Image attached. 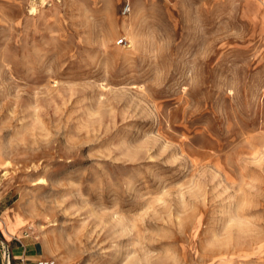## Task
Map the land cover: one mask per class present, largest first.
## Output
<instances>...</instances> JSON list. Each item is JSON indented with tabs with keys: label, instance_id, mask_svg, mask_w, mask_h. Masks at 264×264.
<instances>
[{
	"label": "rangeland",
	"instance_id": "obj_1",
	"mask_svg": "<svg viewBox=\"0 0 264 264\" xmlns=\"http://www.w3.org/2000/svg\"><path fill=\"white\" fill-rule=\"evenodd\" d=\"M125 2L0 0V214L56 264H264V0Z\"/></svg>",
	"mask_w": 264,
	"mask_h": 264
},
{
	"label": "crops",
	"instance_id": "obj_2",
	"mask_svg": "<svg viewBox=\"0 0 264 264\" xmlns=\"http://www.w3.org/2000/svg\"><path fill=\"white\" fill-rule=\"evenodd\" d=\"M3 214H0V264H38L39 260L51 258L35 236L17 229L21 223L15 228L7 226ZM5 247L9 248V261L5 256Z\"/></svg>",
	"mask_w": 264,
	"mask_h": 264
},
{
	"label": "bare ground",
	"instance_id": "obj_3",
	"mask_svg": "<svg viewBox=\"0 0 264 264\" xmlns=\"http://www.w3.org/2000/svg\"><path fill=\"white\" fill-rule=\"evenodd\" d=\"M247 1H249V0H247ZM252 1V0H251ZM37 3V2H36ZM144 3V2H143ZM247 3V2H246ZM249 3V2H248ZM139 4V3H138ZM137 5V4H136ZM248 5V4H247ZM37 6V5H36ZM201 6V5H200ZM250 7H251V5H250ZM253 7V6H252ZM147 8V6L144 4H139L138 5V8L136 9V10H133V12L131 13V20L130 21H125L124 22V26H126V28H128V32H129V35H130V38L132 39V45H133V43L135 42V40H134V38H135V36H136V33H135V30H134V21H133V17H136V15H138V11L139 12H141L142 10H145ZM201 9V8H200ZM32 10H35V7H32ZM37 10V9H36ZM37 12V11H36ZM198 12H199V10H198ZM201 12V11H200ZM207 13V12H206ZM202 14V13H201ZM200 13H199V15H201ZM249 14V13H248ZM252 14V13H251ZM263 15H264V13H263ZM258 16V15H257ZM138 21V20H137ZM264 21V20H263ZM262 21V22H263ZM118 22V21H117ZM252 22V21H251ZM118 24V23H117ZM264 24V23H263ZM252 25H253V23H252ZM262 25V24H261ZM125 28V29H126ZM138 28V27H137ZM256 28H258V27H256ZM262 29V28H261ZM137 30V29H136ZM111 32V31H110ZM104 33V32H103ZM105 34V33H104ZM110 34H112V33H110ZM261 34H263V33H261ZM113 35V34H112ZM110 36V35H109ZM262 36V35H261ZM107 37H108V35H107ZM138 37H140V34H139V36ZM106 38V37H105ZM109 39H110V37H109ZM111 41V40H110ZM129 55V54H128ZM17 211V210H16ZM15 213V212H14ZM19 213V212H18ZM18 213H16L15 214V218H13L12 217V215L11 214H9V216H8V218H9V220H10V224L8 225L9 227H11V228H15L18 224H22L23 223V220H22V217H21V215L20 214H18ZM61 239H62V237H61ZM63 240V239H62ZM65 240H63V242H64ZM56 242V241H55ZM61 242V241H60ZM44 247V246H43ZM51 248V247H50ZM62 248V247H61ZM58 250V249H57ZM58 251H60V250H58ZM62 251V250H61ZM63 252V251H62ZM54 253V252H53ZM64 253V252H63ZM62 255H64V254H62ZM61 258V257H60ZM65 258V257H64ZM63 258V259H64ZM67 258H68V255H67ZM70 258H71V256H70ZM67 260V259H66Z\"/></svg>",
	"mask_w": 264,
	"mask_h": 264
},
{
	"label": "built area",
	"instance_id": "obj_4",
	"mask_svg": "<svg viewBox=\"0 0 264 264\" xmlns=\"http://www.w3.org/2000/svg\"><path fill=\"white\" fill-rule=\"evenodd\" d=\"M131 11V2L130 0H126V2L123 5L122 12L123 14H128ZM127 40L125 38L120 39V43H126ZM5 256L7 258V261L10 259V252L9 248L5 247ZM38 264H56V261L54 259H42L38 261Z\"/></svg>",
	"mask_w": 264,
	"mask_h": 264
}]
</instances>
